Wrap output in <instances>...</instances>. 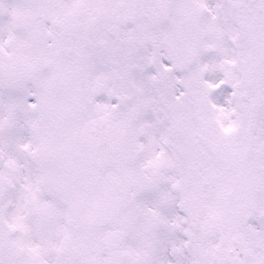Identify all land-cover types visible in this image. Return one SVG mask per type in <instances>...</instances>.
<instances>
[{"label": "snow or ice", "instance_id": "snow-or-ice-1", "mask_svg": "<svg viewBox=\"0 0 264 264\" xmlns=\"http://www.w3.org/2000/svg\"><path fill=\"white\" fill-rule=\"evenodd\" d=\"M0 264H264V0H0Z\"/></svg>", "mask_w": 264, "mask_h": 264}]
</instances>
